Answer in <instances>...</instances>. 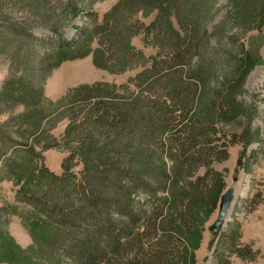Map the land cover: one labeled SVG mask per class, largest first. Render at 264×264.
Listing matches in <instances>:
<instances>
[{
    "label": "trees",
    "instance_id": "obj_1",
    "mask_svg": "<svg viewBox=\"0 0 264 264\" xmlns=\"http://www.w3.org/2000/svg\"><path fill=\"white\" fill-rule=\"evenodd\" d=\"M65 4L71 16L77 14V0ZM213 4L214 0H117L100 20L88 11V22L74 37L67 38L53 25L51 35H30L29 41L52 59L44 77L62 60L90 52L97 68L139 71L121 85H76L59 100L70 121L65 138L81 146L84 168L79 181L73 174L49 172V182L61 186L56 192L48 188L45 201L36 196L37 188L23 194V202L50 223L45 239L28 250L27 264H197L194 252L223 188L213 165L228 158L230 146L246 149L259 135L251 127L258 106L240 94L248 74L264 64L259 53L227 37L226 25L219 39L229 43L206 50L202 21ZM233 11L232 23L241 21L251 29V22H256L258 31L264 26V0H241ZM151 13L149 23L140 20ZM4 30L10 37L23 35L11 25ZM139 34L156 49L154 55L131 44ZM94 40L97 47L91 49ZM42 99L40 90L31 89L25 101L39 119L38 127L59 108L36 113ZM11 100L22 101L18 95ZM239 118L241 130L222 128ZM23 145L20 151L26 158L39 157L31 144ZM200 168L204 171L197 175ZM239 233L237 225H230L211 236L208 250L215 264H233V255L243 262L259 256V250L240 241Z\"/></svg>",
    "mask_w": 264,
    "mask_h": 264
},
{
    "label": "rangeland",
    "instance_id": "obj_2",
    "mask_svg": "<svg viewBox=\"0 0 264 264\" xmlns=\"http://www.w3.org/2000/svg\"><path fill=\"white\" fill-rule=\"evenodd\" d=\"M116 1L96 0L88 7L90 0H77L74 7L77 14L71 16L66 10L65 0H0V46L6 45L5 49L0 47V264H27L28 250L40 245L49 233L48 219L41 211L25 204L23 194H30L31 189L37 188L36 196L45 201L48 188L58 191L61 184L49 182V172L56 176L73 174L78 181L82 176L83 152L74 138H65L70 121L67 110L59 100L68 89L76 85L97 81L121 85L139 71V68H135L125 72H110L97 68L93 65L90 52L81 58L62 60L44 77L52 66V59L46 58L44 49L29 41V37L34 35L44 38L51 35L49 26L52 25L59 28L67 38L74 37L78 28L88 22V11L92 10L95 14L93 18L100 20ZM240 1L214 0L211 12L202 21V25L207 28L206 50L217 46L224 48L229 43L226 38L219 39L226 25L227 37L237 39L238 43L259 53L264 60V26L258 31L254 28L256 22H251V29L241 21L230 22L234 15L233 8ZM153 17L154 13H151L146 17L140 16V20L149 23ZM8 25L18 27L23 35L8 36L4 30ZM131 44L147 56L154 55L156 51L144 43L142 34L134 36ZM96 47L97 42L94 40L91 49ZM22 87H25L23 92L19 90ZM31 89L40 90L43 97L35 109L36 113L44 112L43 109L49 113L59 107L39 127L36 125L39 119L25 104ZM243 89L240 98L247 102L254 100L258 106L251 127L258 130L259 135L246 149L241 144L230 146L228 158L213 165L222 181L220 194L228 187L235 190L219 232L228 230L230 225H237L240 241L250 243L254 249L259 250V256L249 262L231 256L233 264H264V153L261 155L264 152V64L256 65L248 74ZM17 95L22 101L12 102L11 98ZM32 95L37 98L36 94ZM221 125L227 132H237L242 128L243 120L239 118ZM31 137L37 141L33 143ZM47 137L51 140L47 141ZM28 143L39 157L26 158L22 154L20 150L23 144ZM47 144H51L50 147H45ZM22 158H26V161ZM203 171L200 168L196 174L200 175ZM71 181L75 182V179L71 177ZM258 193L260 198L256 196ZM216 212L217 207L206 221L202 240L194 252L197 264H215L212 249L208 250L212 235L207 227L215 219Z\"/></svg>",
    "mask_w": 264,
    "mask_h": 264
},
{
    "label": "water",
    "instance_id": "obj_3",
    "mask_svg": "<svg viewBox=\"0 0 264 264\" xmlns=\"http://www.w3.org/2000/svg\"><path fill=\"white\" fill-rule=\"evenodd\" d=\"M234 188L228 187L226 188L219 197V202L217 205V212L215 219L210 223L207 227L208 232L215 236L219 232L220 228L223 226L224 221L227 216V210L230 208L233 196H234Z\"/></svg>",
    "mask_w": 264,
    "mask_h": 264
}]
</instances>
